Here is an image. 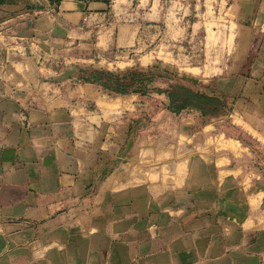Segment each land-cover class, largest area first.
I'll use <instances>...</instances> for the list:
<instances>
[{
  "label": "crops",
  "instance_id": "crops-1",
  "mask_svg": "<svg viewBox=\"0 0 264 264\" xmlns=\"http://www.w3.org/2000/svg\"><path fill=\"white\" fill-rule=\"evenodd\" d=\"M217 5L253 37L217 82L233 131H149L143 95L82 79ZM0 264H264V0H0Z\"/></svg>",
  "mask_w": 264,
  "mask_h": 264
},
{
  "label": "rangeland",
  "instance_id": "rangeland-1",
  "mask_svg": "<svg viewBox=\"0 0 264 264\" xmlns=\"http://www.w3.org/2000/svg\"><path fill=\"white\" fill-rule=\"evenodd\" d=\"M217 7L215 16L213 13L214 18L208 21L206 26H202L196 34L193 33L188 24H185L182 27L183 29H176L177 32H181L179 36L173 33L163 36L158 42V52L154 53L155 59L149 65L122 60L113 64L106 63L98 69L123 72L130 68H136L164 79L183 81L199 91L225 99L226 95L219 90L217 82L221 78L237 77L238 73L247 74L251 71V68L247 67L248 65H245V68L243 65L252 58L251 48L249 49V47L253 37L246 34L238 36L239 28L236 22L231 18H222L223 14L220 13L222 7H219V5ZM171 24L174 26L177 21L172 20ZM168 50H176L175 56H169ZM72 54L75 53L70 52V55ZM157 56L160 57L157 58ZM76 62L71 60L69 65H75ZM78 63L86 69H97L89 67V63L82 61H78ZM243 71H246V73H243ZM153 85L164 84L156 81ZM137 102L138 107L142 109L143 116L141 118L147 120L149 131L163 126L169 128L170 126H176L187 116L195 117L197 121L195 123L201 122L202 124L211 125V127L217 124L219 126V123L228 121L230 117V114H228L220 119L217 116H201L197 112L176 114L168 108V99L162 95H156V93L143 95V98L137 100ZM229 123L230 121H228V124L225 123L219 127L233 131V127ZM211 132L215 133L216 130L211 129Z\"/></svg>",
  "mask_w": 264,
  "mask_h": 264
},
{
  "label": "trees",
  "instance_id": "trees-1",
  "mask_svg": "<svg viewBox=\"0 0 264 264\" xmlns=\"http://www.w3.org/2000/svg\"><path fill=\"white\" fill-rule=\"evenodd\" d=\"M82 79L97 82L109 91L124 96L132 93H156L168 99V108L176 113L197 112L201 116L221 115L226 108L222 97L199 91L183 81L164 79L148 71L130 68L123 72L104 69H82ZM165 85L154 86L156 82Z\"/></svg>",
  "mask_w": 264,
  "mask_h": 264
},
{
  "label": "water",
  "instance_id": "water-1",
  "mask_svg": "<svg viewBox=\"0 0 264 264\" xmlns=\"http://www.w3.org/2000/svg\"><path fill=\"white\" fill-rule=\"evenodd\" d=\"M227 116V114H221V115H219V116H217V117H220V119H222V118H224V117H226Z\"/></svg>",
  "mask_w": 264,
  "mask_h": 264
}]
</instances>
